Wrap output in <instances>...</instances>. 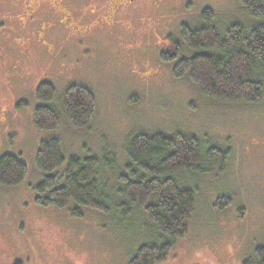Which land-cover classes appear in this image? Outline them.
<instances>
[{
    "label": "rangeland",
    "instance_id": "1",
    "mask_svg": "<svg viewBox=\"0 0 264 264\" xmlns=\"http://www.w3.org/2000/svg\"><path fill=\"white\" fill-rule=\"evenodd\" d=\"M26 1L0 0V111L7 110L0 117V156L17 154L28 167L22 183L0 184V235L15 245L0 251L4 264H130L141 245L155 241L157 229L144 210L123 217L115 209L74 202L59 208L36 200L35 186L45 174L36 164L43 140L58 136L67 157H106L114 167L103 168L101 177L114 188L128 141L141 130L191 133L205 149L230 153L224 170L219 161H206L212 169L179 175L196 189L195 212L188 234L176 239L166 260L154 264H257L256 248L264 244V98L254 104L209 98L187 75L175 77L174 63L162 53L169 47L168 34L181 42L182 24L198 25L206 8L216 13L221 27L264 20L249 17L239 0H146L135 15L123 13L117 21L81 5V21L75 16L70 26L53 10L54 1L45 0L42 10L22 23L16 17L27 9ZM43 19L50 25L44 38L39 36ZM42 82L56 87L57 129L34 125ZM71 84L95 94L90 129L73 126L64 114L61 100ZM220 198L228 202L222 208ZM73 207L83 214L73 215Z\"/></svg>",
    "mask_w": 264,
    "mask_h": 264
},
{
    "label": "trees",
    "instance_id": "2",
    "mask_svg": "<svg viewBox=\"0 0 264 264\" xmlns=\"http://www.w3.org/2000/svg\"><path fill=\"white\" fill-rule=\"evenodd\" d=\"M249 17L264 20V0H239ZM216 13L206 8L198 25L182 24L179 42L169 37V47L162 53L173 62V75H185L200 92L214 100L254 104L264 98V21L248 26L230 22L219 26ZM192 50L186 55L185 49ZM42 103L34 111V125L43 130L57 129L60 114L53 104L56 87L42 82L37 88ZM61 104L67 119L77 128L90 129L97 110L93 91L71 84L63 94ZM230 153L221 148H204L194 134L177 131L167 134L161 130L137 131L126 147V162L116 173L111 188L101 173L112 169L106 157L88 155L66 156L61 139L51 136L42 141L36 164L43 179L35 186L36 200L41 205L69 207L77 205L119 211L123 217L138 209L144 210L155 225L158 237L141 245L130 264H154L166 260L178 237L188 234V220L196 207V189L179 180L185 172H206V161H219L224 170ZM64 166L63 173L55 172ZM28 174L22 158L13 153L0 156V184L16 186ZM218 200L221 208L228 202ZM72 214L81 216L78 207ZM257 264H264V244L256 248Z\"/></svg>",
    "mask_w": 264,
    "mask_h": 264
},
{
    "label": "flooded vegetation",
    "instance_id": "3",
    "mask_svg": "<svg viewBox=\"0 0 264 264\" xmlns=\"http://www.w3.org/2000/svg\"><path fill=\"white\" fill-rule=\"evenodd\" d=\"M30 0L26 1V5L24 7L27 8L24 10L23 13L18 14V17H16V19L18 18L20 20V22L22 23H26L29 21L30 16H34L40 12L42 10V5L44 4L45 0H31L32 2H29ZM54 1V6L53 10L60 13L65 19V25L69 24L70 26H72V23L70 22L72 19H75V16L77 17V19L79 21H81L79 19L78 16V10H82L80 8L81 5H88L90 8L89 12L96 14L99 18H101L102 16H100L99 14H102V12H106L108 14V17L111 18L112 16H114V20L113 21H117V19L124 13V14H129V15H135V11L137 9H139L140 5L145 2L146 0H53ZM33 3L36 5V8H34ZM52 3V2H51ZM57 6H59L60 8H57ZM40 11H39V9ZM30 11V12H29ZM29 12V14L24 15L25 13ZM12 16H17L16 15H12ZM6 17H11L10 15H6ZM24 18H26L24 20ZM108 18V19H109ZM113 21H108V22H99V23H111ZM48 23V24H47ZM49 22L46 21V19H43V23H42V28L43 30L39 33V36L41 37H45L48 34L49 30ZM72 28V27H70ZM81 31V30H78ZM9 34V33H8ZM7 34V35H8ZM171 37V34H168V37ZM61 43V42H60ZM55 46H50L49 48V52H50V56L52 58H54V55L56 54V49ZM14 59H18V61L21 59L20 57L18 58H14ZM15 106H17L16 104L12 105V109L15 108ZM7 110H2L0 111V117L2 115H4V113H6ZM1 120L2 117H1ZM13 242H10L7 238L3 237L0 235V251H11L12 247H14L15 245H13ZM5 255L4 253H0V264H4V262H6L5 260ZM7 259V258H6ZM11 264H21L19 262H15V263H11Z\"/></svg>",
    "mask_w": 264,
    "mask_h": 264
}]
</instances>
